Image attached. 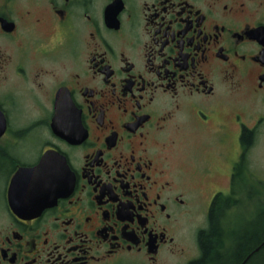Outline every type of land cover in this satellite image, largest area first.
Returning <instances> with one entry per match:
<instances>
[{
    "label": "flooded vegetation",
    "instance_id": "1",
    "mask_svg": "<svg viewBox=\"0 0 264 264\" xmlns=\"http://www.w3.org/2000/svg\"><path fill=\"white\" fill-rule=\"evenodd\" d=\"M261 136L264 0H0V264H197Z\"/></svg>",
    "mask_w": 264,
    "mask_h": 264
},
{
    "label": "rangeland",
    "instance_id": "2",
    "mask_svg": "<svg viewBox=\"0 0 264 264\" xmlns=\"http://www.w3.org/2000/svg\"><path fill=\"white\" fill-rule=\"evenodd\" d=\"M203 162L206 157H200ZM248 164L251 169H242V172L246 171L247 175L244 184H241L239 189L240 201L235 208L229 207L224 214L230 215L236 214V217L240 219L238 226H245L248 224L249 220L256 221L260 218L262 212L264 211V136H261L252 151L249 153ZM247 164V165H248ZM219 171V170H215ZM221 174L215 173V177L211 180L202 182L198 186L204 190L213 189H227V178L224 176L223 171L219 172ZM244 174V173H243ZM243 176V175H242ZM166 262L175 261V259L168 258ZM144 260L141 257L128 256L125 259L124 264H144Z\"/></svg>",
    "mask_w": 264,
    "mask_h": 264
},
{
    "label": "trees",
    "instance_id": "3",
    "mask_svg": "<svg viewBox=\"0 0 264 264\" xmlns=\"http://www.w3.org/2000/svg\"><path fill=\"white\" fill-rule=\"evenodd\" d=\"M245 141L247 142V138L245 137ZM220 201V200H219ZM218 201L215 200L213 203V210H212V224L211 229L209 230L210 233L215 234L216 239L219 237L220 234V226H219V217L221 213H224L227 209H230L233 207V204L230 203V201H226L224 204L217 205ZM222 206V207H221ZM221 207V212H220ZM264 212H262L263 214ZM249 231H245L242 233V235L239 238L238 242V261L248 252L250 249H254L256 246L260 245L262 241H264V214L260 216V218H257L255 222L251 223V225L248 226ZM215 236H211L212 238L206 237L204 239V249H205V258L201 260L197 264H204L206 260L208 259V256L211 254L214 246L217 245V242H212L213 238ZM225 257L227 255L225 254ZM216 261V260H215Z\"/></svg>",
    "mask_w": 264,
    "mask_h": 264
},
{
    "label": "water",
    "instance_id": "4",
    "mask_svg": "<svg viewBox=\"0 0 264 264\" xmlns=\"http://www.w3.org/2000/svg\"><path fill=\"white\" fill-rule=\"evenodd\" d=\"M259 249H256V251H258Z\"/></svg>",
    "mask_w": 264,
    "mask_h": 264
}]
</instances>
